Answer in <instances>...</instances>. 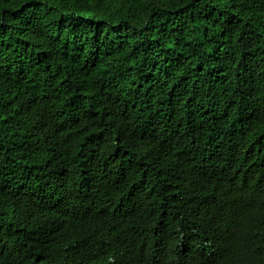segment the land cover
Segmentation results:
<instances>
[{
	"label": "trees",
	"instance_id": "1",
	"mask_svg": "<svg viewBox=\"0 0 264 264\" xmlns=\"http://www.w3.org/2000/svg\"><path fill=\"white\" fill-rule=\"evenodd\" d=\"M253 170L264 0H0V264L164 262Z\"/></svg>",
	"mask_w": 264,
	"mask_h": 264
},
{
	"label": "clouds",
	"instance_id": "2",
	"mask_svg": "<svg viewBox=\"0 0 264 264\" xmlns=\"http://www.w3.org/2000/svg\"><path fill=\"white\" fill-rule=\"evenodd\" d=\"M221 179L218 174V180L207 187L213 190L210 202L221 189ZM207 189L203 206L208 202ZM236 194L242 195L238 216L229 201L218 199L210 205L206 218L190 228L189 238H181L179 251L164 256V262L150 254L137 264H234L243 261L245 264H264V236L259 237L253 230L257 206L264 205V176L255 170L242 173L236 183ZM245 202L246 205H241ZM99 203V196L92 190L79 203L80 207L75 206L73 210L78 225L87 234L95 224L89 215L94 218V210ZM100 224H105V220L96 224L95 234H100L101 231L97 230ZM108 228L113 231V226ZM92 246L96 252L99 251L95 244ZM102 257L105 264H136L134 257L119 249L104 253Z\"/></svg>",
	"mask_w": 264,
	"mask_h": 264
}]
</instances>
